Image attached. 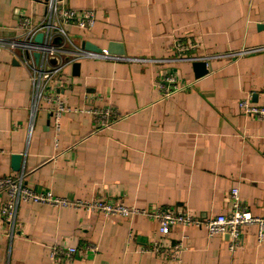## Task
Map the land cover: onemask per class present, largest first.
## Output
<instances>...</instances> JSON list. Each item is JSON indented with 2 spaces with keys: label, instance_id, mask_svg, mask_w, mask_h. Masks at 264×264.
Returning a JSON list of instances; mask_svg holds the SVG:
<instances>
[{
  "label": "crops",
  "instance_id": "0c3cea01",
  "mask_svg": "<svg viewBox=\"0 0 264 264\" xmlns=\"http://www.w3.org/2000/svg\"><path fill=\"white\" fill-rule=\"evenodd\" d=\"M45 1L0 0V38L11 34L19 16L40 20ZM65 1L95 13L90 31L68 29L81 50L119 47L122 57L144 61L80 57L67 64L62 98L70 112L56 133L46 111L31 116L27 71L0 48V176L23 171L34 191L71 201L98 193L127 207H175L194 215L228 214V194L237 187L251 215L263 218L264 122L244 118L237 101L253 95L264 104V52L211 58L204 73L192 62L174 60L171 39L197 43L201 57L262 46L264 0ZM171 74L192 87L163 99L156 84ZM90 103H109L126 118L93 133L92 119L77 112ZM14 155L20 156L17 170ZM6 199L0 194V204ZM158 228L143 216L106 219L22 204L12 235L0 217V264H51V245L80 242L98 251L69 264H264V239L258 241L256 226L243 230L234 251L225 235L175 228L166 244L186 248L178 263L140 252L161 240Z\"/></svg>",
  "mask_w": 264,
  "mask_h": 264
},
{
  "label": "built area",
  "instance_id": "2783aa9c",
  "mask_svg": "<svg viewBox=\"0 0 264 264\" xmlns=\"http://www.w3.org/2000/svg\"><path fill=\"white\" fill-rule=\"evenodd\" d=\"M95 24V13L91 9L76 10L68 6L65 0H46L42 18L35 21L26 15L19 16L17 25L7 37L0 38V48L9 51L14 59L27 71L31 86L30 113L34 117L39 109H43L52 119L54 132L60 131L61 117L70 112L62 95L66 87L63 73L64 67L74 63L80 57L110 61H129L139 58H125L108 54L107 50L100 52L84 51L77 46L68 32L70 27L82 31H90ZM40 35L41 40L36 41ZM171 48L175 53V61L199 63L211 58L227 57L237 60L245 55L264 52V45L241 49L227 55L198 56L199 45L193 41H183L172 37ZM150 61V59H149ZM157 91L165 99L175 93L183 92L192 87L191 83L182 84L174 75H164L159 81ZM253 95H247L237 101L242 116L264 122V104L253 101ZM77 112L88 115L93 121V133L109 129L118 121L126 118L112 105L106 103L103 107L89 104L86 109ZM0 194L7 199L0 204V217L9 226L12 235L16 225L17 211L22 204L49 205L57 209L83 210L97 213L109 218L146 217L158 224V235L161 240L141 248L142 253L162 256L166 261L178 263L181 253L186 248L181 243L166 244L167 236L175 228H194L204 230L209 237L225 235L228 238L230 251L237 249L242 243L243 230L250 226L258 229L257 238L264 239V217H254L244 206L239 197V190L234 187L228 194L230 211L225 215H194L187 210L175 207H157L138 209L125 206L121 200L110 201L103 195L94 194L88 201H71L64 197L52 195L50 192H36L24 181V173L16 176H0ZM130 239V237H129ZM49 260L51 264H69L76 256L83 257L86 253H97L98 247L80 242L76 245H51Z\"/></svg>",
  "mask_w": 264,
  "mask_h": 264
},
{
  "label": "water",
  "instance_id": "95a60500",
  "mask_svg": "<svg viewBox=\"0 0 264 264\" xmlns=\"http://www.w3.org/2000/svg\"><path fill=\"white\" fill-rule=\"evenodd\" d=\"M41 40V36L40 35H38L37 37H36V41L37 42H39ZM116 47L117 48V45H112L111 47ZM121 48H119L118 47V51H110V49L109 50H107V52H108V54H110V55H113V54H118V56H123L124 55V52L122 51V50H120ZM88 50V49H87ZM101 50H96V52H100ZM205 63H203V62H199V63H194V67L196 68V69H201V71H202V68L204 69L205 68ZM78 68V65L76 64V66H75V69H77ZM207 71L204 69V73H206ZM197 74V73H196ZM201 74H202V72H201ZM197 76H201V75H198L197 74ZM13 168L15 169V170H17V169H19V163H20V156L19 155H14L13 156Z\"/></svg>",
  "mask_w": 264,
  "mask_h": 264
}]
</instances>
